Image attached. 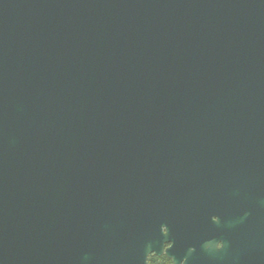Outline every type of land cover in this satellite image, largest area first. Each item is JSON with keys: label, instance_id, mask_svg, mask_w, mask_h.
I'll list each match as a JSON object with an SVG mask.
<instances>
[{"label": "water", "instance_id": "1", "mask_svg": "<svg viewBox=\"0 0 264 264\" xmlns=\"http://www.w3.org/2000/svg\"><path fill=\"white\" fill-rule=\"evenodd\" d=\"M219 196L264 212V0H0V264H123Z\"/></svg>", "mask_w": 264, "mask_h": 264}, {"label": "flooded vegetation", "instance_id": "2", "mask_svg": "<svg viewBox=\"0 0 264 264\" xmlns=\"http://www.w3.org/2000/svg\"><path fill=\"white\" fill-rule=\"evenodd\" d=\"M201 202L172 216L162 228L170 235L161 250L154 235L142 239L141 221H123V264H264V212L243 210L223 196L211 207Z\"/></svg>", "mask_w": 264, "mask_h": 264}]
</instances>
